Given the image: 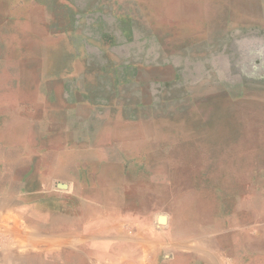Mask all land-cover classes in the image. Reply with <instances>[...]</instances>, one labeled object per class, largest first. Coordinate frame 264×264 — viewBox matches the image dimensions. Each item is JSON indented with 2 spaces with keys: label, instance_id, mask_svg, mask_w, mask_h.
<instances>
[{
  "label": "rangeland",
  "instance_id": "1",
  "mask_svg": "<svg viewBox=\"0 0 264 264\" xmlns=\"http://www.w3.org/2000/svg\"><path fill=\"white\" fill-rule=\"evenodd\" d=\"M66 1L74 10L42 7ZM47 14L50 21L43 18ZM71 26L75 38L84 31L96 39L74 42L83 51L78 63L87 69H36L38 34ZM56 44L65 53L72 43ZM50 45L47 68L67 61L59 51L51 54ZM212 130L220 146L230 144L218 157L233 166L235 218L229 220L233 235L226 238L220 227L209 237L233 242L234 255L241 257L244 245L251 251L264 245V0H0V137L10 141L9 154L0 149V189L1 175L22 162L29 179L48 180L44 193L66 194V184L86 177L91 163L104 156L130 162L147 147L177 178L176 163L196 158L178 138ZM210 141L202 145V160L210 157ZM175 203L166 208L174 207L179 216ZM243 212L249 217L241 218ZM95 213L54 230L103 223L104 213ZM9 221L0 220V264H12L15 238L26 229ZM92 259L99 264L98 256Z\"/></svg>",
  "mask_w": 264,
  "mask_h": 264
},
{
  "label": "crops",
  "instance_id": "2",
  "mask_svg": "<svg viewBox=\"0 0 264 264\" xmlns=\"http://www.w3.org/2000/svg\"><path fill=\"white\" fill-rule=\"evenodd\" d=\"M46 4L42 7L54 9L57 5L68 10L75 7L68 1ZM89 15L84 13L88 20ZM46 17L50 21L52 15L43 16L44 19ZM77 35L75 26L62 30V33L38 34L35 40L40 47L38 53L35 52V68L87 69L78 63L83 51L74 49V42L96 39L91 36L88 39L84 31L83 35L75 38ZM60 41L72 43L65 53L60 51V47L54 48ZM49 42L53 43L50 45L51 54L59 51L66 57L67 61L62 65L46 67L44 58L48 56ZM16 136L18 131L9 139ZM208 138H211L206 145L210 148V157L202 160V145ZM218 138L216 130H212L210 135L192 131L187 136H180V147L191 146L196 158L194 163L181 162L182 159L176 163L177 178L172 176L170 165H159L150 157L156 152L147 147L145 151H137L130 162L104 156L91 163V172L88 171L86 177L77 183L66 184V194L44 193L41 187L48 188V180L43 184L41 178L29 179L26 164L19 163L22 172L15 166L17 170L1 175L5 187L0 189V220H8L7 223L12 220L26 226L25 231L15 238L16 253L11 255L10 263L74 264L71 260L74 258L72 253H75L77 258H82V264H91L92 256L99 257V264H264V245L253 252L244 245V252L238 257L234 255L233 242L212 241L209 237V231L218 233L220 227L226 238L234 234L233 225H229V220L235 218L234 193L230 189L234 185L233 166L224 161L220 163L218 157L219 149L223 150L230 144L224 142L225 145L220 146ZM9 142L8 136L7 140L0 137V149L7 154L10 153L6 150ZM199 154L201 157L198 159ZM153 169L157 171L156 176L152 175ZM173 187H178L176 194L171 193ZM172 200L175 207V202H178L179 216L174 207L166 208V203ZM47 203H51L50 208ZM96 211L104 213L103 223L88 229L87 224L78 230L68 228L61 233L54 230L61 222L69 224L74 218L92 217ZM241 214V218L249 217L247 212ZM111 216L115 222L108 221ZM161 216L166 217L165 223L160 222ZM27 217L34 222L27 225ZM2 226L6 228L7 224ZM9 228L7 231L12 232L13 229ZM42 234L50 236L42 238ZM60 250L62 257H57Z\"/></svg>",
  "mask_w": 264,
  "mask_h": 264
},
{
  "label": "water",
  "instance_id": "3",
  "mask_svg": "<svg viewBox=\"0 0 264 264\" xmlns=\"http://www.w3.org/2000/svg\"><path fill=\"white\" fill-rule=\"evenodd\" d=\"M165 221H166V217H165V216H161V217H160V222H161V223H165Z\"/></svg>",
  "mask_w": 264,
  "mask_h": 264
},
{
  "label": "bare ground",
  "instance_id": "4",
  "mask_svg": "<svg viewBox=\"0 0 264 264\" xmlns=\"http://www.w3.org/2000/svg\"><path fill=\"white\" fill-rule=\"evenodd\" d=\"M34 240V239H33Z\"/></svg>",
  "mask_w": 264,
  "mask_h": 264
}]
</instances>
